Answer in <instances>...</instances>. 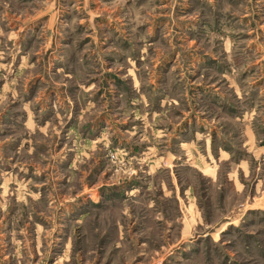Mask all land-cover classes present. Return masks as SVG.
I'll return each mask as SVG.
<instances>
[{
	"label": "rangeland",
	"instance_id": "374dc122",
	"mask_svg": "<svg viewBox=\"0 0 264 264\" xmlns=\"http://www.w3.org/2000/svg\"><path fill=\"white\" fill-rule=\"evenodd\" d=\"M0 264H264V0H0Z\"/></svg>",
	"mask_w": 264,
	"mask_h": 264
}]
</instances>
